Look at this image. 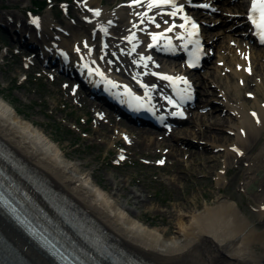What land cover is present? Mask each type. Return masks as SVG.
Returning a JSON list of instances; mask_svg holds the SVG:
<instances>
[{
    "label": "bare ground",
    "instance_id": "6f19581e",
    "mask_svg": "<svg viewBox=\"0 0 264 264\" xmlns=\"http://www.w3.org/2000/svg\"><path fill=\"white\" fill-rule=\"evenodd\" d=\"M199 2L176 0L182 9H149L150 0H79L75 8L87 14L78 28L61 26L48 13L38 22L31 18L26 27L10 16L1 24L22 48L46 59L42 62L48 68L75 74L66 73L80 84L76 97L83 101L81 90L87 91L95 100L93 109L102 115L94 132L99 139L107 143L116 133L128 151L151 155L159 149L173 160V181L185 191L173 198L169 213L176 232L169 238L168 231L122 207L113 186L101 183L95 172L71 165L62 146L21 117L0 93V170L7 187L24 201L31 223L47 225L88 264H263L264 148L256 156L253 152L264 139V39L257 42L245 30L251 0ZM185 13L201 25L196 32L204 42L213 40L208 41L212 58L200 70L184 55L193 31ZM255 14L260 18L259 10ZM152 33L162 35L154 41ZM157 73L186 77L190 83ZM68 87H73L71 81ZM114 92L153 112L163 110L159 117H166L169 128L141 120L137 125L143 127L126 126L128 115L108 106ZM145 125L173 130L156 134ZM220 165L224 176L235 175L232 183L249 189L258 220L241 209L234 193L206 194L201 205L190 181L200 175L212 183L213 175L222 191ZM117 186L123 195L125 187ZM127 196L138 208L150 202L137 192ZM27 226L0 207V264H58Z\"/></svg>",
    "mask_w": 264,
    "mask_h": 264
},
{
    "label": "rangeland",
    "instance_id": "374dc122",
    "mask_svg": "<svg viewBox=\"0 0 264 264\" xmlns=\"http://www.w3.org/2000/svg\"><path fill=\"white\" fill-rule=\"evenodd\" d=\"M199 1L202 3L208 0ZM78 2L79 0H0V93L17 109L21 117L44 129L62 146L71 165L85 166L84 173L95 172L101 183L113 186V193L119 196L118 200L122 207L143 216L161 230L168 231L171 238L176 232L169 213L174 204L173 198L176 193L185 192L176 187L173 181V172L170 170L174 167L173 160L165 157L156 148L151 151V155L140 150L128 151V146L116 133L110 134L112 138L107 143L99 139L101 137L94 132L102 115L93 109L94 98L87 91L81 90L83 96L81 101L80 97L75 95L77 90L81 89L77 81L59 70L48 68L35 57L36 53L16 43L13 36L1 25L5 24L7 17L10 16L21 20V25L26 27L25 24L31 18L42 17L48 13L53 15L61 26L69 23L78 28L81 27L80 18L87 14V10L75 8ZM246 29L249 30L247 27ZM208 41L213 42V40L207 38V43L205 42L210 61L212 53ZM121 70L125 71L122 66ZM70 81L73 87H68ZM115 117L116 120L119 119L116 114ZM123 121L126 126L143 127L130 123L127 119ZM189 123L178 127H186ZM144 128L156 134H171L173 130V128L169 131L153 130L146 126ZM262 148H264V139L258 143L253 156H256ZM122 152L129 155H121ZM218 172H221L224 178L222 191L214 185L213 175L212 183L205 181L200 175L190 181L191 188L197 191L201 205L206 204L204 199L206 194L216 198L220 194L234 193L241 209L246 213L254 214L258 220L248 193L249 189L240 187L238 183H232L235 175L224 176L221 165L218 167ZM196 180L201 181L196 183ZM117 182L125 187L123 195L117 190ZM130 192H137L142 197L146 196L150 202L143 208H138L128 201L127 193ZM257 254L262 256L258 247ZM262 263L264 264V261Z\"/></svg>",
    "mask_w": 264,
    "mask_h": 264
},
{
    "label": "snow or ice",
    "instance_id": "6c2138e0",
    "mask_svg": "<svg viewBox=\"0 0 264 264\" xmlns=\"http://www.w3.org/2000/svg\"><path fill=\"white\" fill-rule=\"evenodd\" d=\"M131 2L133 4H138V3H141L142 0H131ZM163 5H173L177 9H182L184 7L183 4H177L176 3V0H150V3H149L148 6H149V9H151L153 7H159V6H163ZM208 7H211V5H208ZM257 10H259V13H260V19L259 20H257L256 17H255V15H254V13ZM95 11L98 12L99 10L97 9ZM172 15L173 16L177 15V12H175V11L172 12ZM248 15H249V18L252 19V22L257 25L258 29L261 30L259 34L261 35V38L264 39V0H251V9L249 10ZM38 20H39L38 17L34 18V22H38ZM185 20H190L191 21V25H192V29H193V35H195L196 34V31L199 28V25L196 23V21L194 19H192L190 16H188L187 13H185ZM166 31H171V28L166 29ZM160 35H162V33H152L153 40L155 41L156 38L158 36H160ZM249 71H251L250 68H249ZM157 75L162 76V77H164V78H166L168 80H176V79H179V80L184 81L185 83H190L187 80L186 77H179V78H177V77H173V76H168L165 73H157ZM125 87H127V85ZM165 99L170 100V102L173 103V104H176V101L171 100L170 97H165ZM177 108H179V105H177ZM176 114L177 113H173V115H176ZM179 114L183 115L182 110L180 111ZM258 119H259V117H258ZM237 151H239V149H237ZM163 162L164 161H161V163H163Z\"/></svg>",
    "mask_w": 264,
    "mask_h": 264
},
{
    "label": "trees",
    "instance_id": "16d2710c",
    "mask_svg": "<svg viewBox=\"0 0 264 264\" xmlns=\"http://www.w3.org/2000/svg\"><path fill=\"white\" fill-rule=\"evenodd\" d=\"M44 5V4H43ZM46 6V5H45ZM42 9H44V7H42Z\"/></svg>",
    "mask_w": 264,
    "mask_h": 264
}]
</instances>
